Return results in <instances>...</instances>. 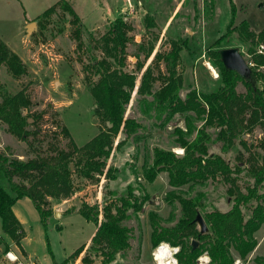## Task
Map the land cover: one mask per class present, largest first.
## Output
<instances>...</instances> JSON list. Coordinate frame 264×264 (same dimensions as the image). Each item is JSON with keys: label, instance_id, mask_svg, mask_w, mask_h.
Returning a JSON list of instances; mask_svg holds the SVG:
<instances>
[{"label": "rangeland", "instance_id": "rangeland-1", "mask_svg": "<svg viewBox=\"0 0 264 264\" xmlns=\"http://www.w3.org/2000/svg\"><path fill=\"white\" fill-rule=\"evenodd\" d=\"M57 1L59 0H0V38L19 55L27 69L20 78H14L1 65L0 84L7 92L26 88L32 105L24 113L42 112L38 121L39 133L33 145L8 133L5 125L0 124V150L11 157L26 158L33 155L34 147L42 152H48L46 147L53 143L67 148L69 137L62 134L63 125L67 127L77 146H82L98 133L101 125L99 126L94 115V101L84 80L83 66L88 61L87 48H92L93 39L102 35L109 22L119 15H123L133 26L129 32L133 39L126 47V70L136 68L137 43L142 42L145 46L152 43L153 46L149 57L139 51L138 62L143 66L140 70H135L136 86L124 114L125 117L134 119L139 127L135 132H119L115 137L106 163V168L110 167V176L102 174L98 180H89L72 172L73 192L67 198L51 200L53 210L59 211V214L54 212L47 219L46 228L41 224L32 201L28 197L18 200L14 208L25 220L24 238L20 239L21 248L16 246L2 231L0 218V264H5L4 254L8 250L17 248L20 251L17 255L25 263L30 260L36 264H52L53 261L60 262L67 258L77 247L83 243L88 244L96 230L95 223L86 220L77 210H67L78 208L82 202L97 204L102 208L105 200L110 201L124 193L128 185L136 195L144 194L146 200L139 211H131L130 217L124 221L131 229V245L124 252L118 253L114 262L157 264L154 259L157 246L152 247L150 242L151 212L158 215L162 224L172 225L180 216L179 203L169 200L174 195L199 196L201 206L198 207V213L211 209L225 211L231 207L233 196L227 191L229 184L218 177L172 187L168 183L167 172L162 170L153 181L145 180L143 169L151 164L153 149H170L180 155L183 148L177 144L178 132H184L183 137L191 139L201 122L193 120L191 124L195 129L186 132V113L168 117L166 114L159 115L152 106L148 107L145 100L151 97L141 96L136 92L141 73L147 66L155 74L164 71V63L154 60L155 53L167 51L171 40L183 39L187 41V45L179 52L177 71L182 76L179 94L184 97L192 88L209 92L218 86L219 77L207 49L223 34L225 38L221 39L217 47H237L252 68L254 64L247 51L248 44L239 40L236 32L231 29L242 20H246L254 31L263 28L264 0H232L236 10L230 26V0H70L83 23L84 44L80 48L72 37L73 27L68 22V14L57 9L43 27L35 18ZM146 14L153 18L154 26H146ZM32 20L36 21L35 27L26 35L25 24ZM262 45L257 46L256 52H264V44ZM94 53L100 55L98 50H94ZM206 62L214 67L217 76L212 74ZM256 70L264 73V65L256 67ZM160 82L156 80L154 87H158ZM236 89L242 92L244 85L239 82ZM29 118V123H33L32 116ZM205 131L211 137L209 151L220 154L232 167L238 165L235 180L237 187L245 193L246 186L253 185V178L248 175L247 167L249 161L259 160L262 150L258 144L264 139V132L254 128L235 138L231 146L222 149V143L215 138L216 129L206 127ZM71 170H74L73 165ZM3 184L9 190L5 181ZM258 191L262 192L263 188ZM254 204L255 201L251 200L249 204L242 205L245 217ZM254 234L257 240L255 248L244 259L238 258L232 251L235 258L233 264H255L253 258L264 255V222ZM5 242L8 243L6 252L3 251ZM82 254L83 252L80 255ZM201 256L207 257V264L209 258L206 253L198 257L197 264ZM80 257L71 260L70 264H82ZM91 264H100V257H94Z\"/></svg>", "mask_w": 264, "mask_h": 264}, {"label": "trees", "instance_id": "trees-1", "mask_svg": "<svg viewBox=\"0 0 264 264\" xmlns=\"http://www.w3.org/2000/svg\"><path fill=\"white\" fill-rule=\"evenodd\" d=\"M57 9L69 15L68 22L73 27L72 37L77 47H82L83 23L70 0L55 2L35 18L43 27ZM230 10L228 26L232 24L236 10L232 0ZM144 22L148 28L155 25L153 18L147 14ZM132 29V23L119 15L109 22L102 35L93 39L92 48H87L84 80L93 97L94 115L101 125L95 136L82 146H77L63 125L61 132L69 137L67 148L53 143L46 147L48 152H42L34 147L33 155L26 158L11 157L0 150L1 228L18 247L24 231L12 210L17 199L28 197L46 228L47 219L54 213L51 200L67 198L73 192L72 172L89 180H98L102 174L110 176V167L106 168V163L115 137L119 132L130 134L139 127L134 119L124 114L136 86V71L143 66L138 62L139 51L149 57L153 46L152 43L147 46L142 42L137 43L136 71L126 70V47L133 39L129 33ZM231 30L236 32L239 40L248 44L247 51L254 64L249 78L240 76L222 63L220 47L217 46L225 38L223 34L207 49L211 63L218 70L219 84L215 89L204 92L192 88L184 97L180 96L182 76L177 71V65L179 52L187 45L183 39L171 40L167 51L155 53L154 60L164 63V71L155 74L147 66L141 73L136 89L141 96L151 97L145 100V104L152 106L159 115L170 117L176 113H186V132L195 129L191 124L193 120L201 122L191 139L184 138V132H178L177 144L183 148L180 155L170 149H153L152 162L143 169L145 180L153 181L162 170L167 172L168 183L172 187L218 177L229 184L227 191L233 196L229 209H211L200 213L207 226L206 232H200L195 221L198 207L201 206L199 196L174 195L171 199L169 195V200H176L180 206V216L172 225L162 224L156 213H150L152 247L161 242L177 247L174 254L176 264H197L198 257L203 253L208 255L207 264H233L235 258L232 251L238 258L244 259L257 245L254 233L264 222V139L258 144L262 150L259 160L249 161L247 173L253 178V185L246 186L244 193L237 187L235 180L238 165L232 167L220 154L209 151L211 137L205 131L206 127L216 129L215 138L222 143V149L231 146L235 138L254 128L264 132V73L255 71L256 67L264 65V52H256L257 46L264 44V27L254 31L246 20H242ZM94 50H98L100 55ZM1 65L14 78H20L27 72L19 55L0 38ZM156 80L161 81L158 87H154ZM239 82L244 85L242 92L236 89ZM31 105L32 100L26 88L7 92L0 84V124L5 125L8 133L28 141L29 145H33L39 133L38 121L42 117V112L24 113ZM29 116H32L33 123H29ZM71 164L74 170H71ZM3 181L8 184L9 190ZM259 188H263V191L259 192ZM145 200L144 194L136 195L128 185L124 193L110 201L105 200L102 208L86 202H82L78 208H69L67 212L77 210L86 220L94 222L96 230L88 244L83 243L67 258L60 262L53 261L52 264H70L78 256H81L82 264H91L96 256L100 257V264H117L114 262L116 255L131 245V229L124 221L130 217L131 211H139ZM251 200L255 204L245 217L242 205L249 204ZM193 240L197 242L195 247L192 246ZM7 250L8 243L5 242L3 251ZM253 260L255 264H264V255H256Z\"/></svg>", "mask_w": 264, "mask_h": 264}, {"label": "water", "instance_id": "water-1", "mask_svg": "<svg viewBox=\"0 0 264 264\" xmlns=\"http://www.w3.org/2000/svg\"><path fill=\"white\" fill-rule=\"evenodd\" d=\"M36 24L35 20H32L28 23L25 24V31L26 35H28L29 32L34 29ZM219 55L222 63L226 68L234 70L237 74L244 78H249L251 74V68L249 64L246 62L242 52L234 46H229V47H221L219 48ZM56 82V81H55ZM31 119L28 118V121ZM72 167V165H70ZM56 215L59 214V211L55 210L54 211ZM195 221L198 224L200 232H206L207 231V226L200 215V213H197L195 216ZM197 245L196 241H192V246L195 247Z\"/></svg>", "mask_w": 264, "mask_h": 264}, {"label": "bare ground", "instance_id": "bare-ground-1", "mask_svg": "<svg viewBox=\"0 0 264 264\" xmlns=\"http://www.w3.org/2000/svg\"><path fill=\"white\" fill-rule=\"evenodd\" d=\"M207 67L211 69L212 74L214 73L215 76L216 70L214 67L209 63L206 62ZM154 259L157 261V264H174L175 263V256L173 254V248L167 243V242H162L161 245L158 247V249L155 250L154 252ZM207 261L206 256H201L199 258V264H205Z\"/></svg>", "mask_w": 264, "mask_h": 264}, {"label": "built area", "instance_id": "built-area-1", "mask_svg": "<svg viewBox=\"0 0 264 264\" xmlns=\"http://www.w3.org/2000/svg\"><path fill=\"white\" fill-rule=\"evenodd\" d=\"M130 11H132V8H129ZM261 47L263 46L262 44L260 45ZM260 52H262L261 50H259ZM162 243V242H161ZM161 244L157 245L156 249H158V247ZM173 254H175V252L177 251V247H173ZM4 258H5V264H36L34 261H30L28 263H25V261H23L21 259L20 256H18L14 251H10L8 250L5 254H4ZM176 264V258H175V263Z\"/></svg>", "mask_w": 264, "mask_h": 264}, {"label": "crops", "instance_id": "crops-1", "mask_svg": "<svg viewBox=\"0 0 264 264\" xmlns=\"http://www.w3.org/2000/svg\"><path fill=\"white\" fill-rule=\"evenodd\" d=\"M24 200V199H26L25 197H23V198H19V199H17L16 201H15V203L12 205V210H13V212H14V214H15V216L17 217V219L19 220V222L21 223V225H22V228H23V231H24V233H25V230H24V223H25V220H24V218L22 217V215L17 211V210H15V208H14V205L16 204V202L18 201V200ZM22 238H24V236L22 237ZM22 238H21V240H22ZM21 240H20V242H21ZM9 244H11V243H9ZM87 244V243H86ZM17 246V245H16ZM11 248V250L13 249L12 247H10ZM16 254H19L20 253V251H19V249L17 248V250L16 249H14L13 250ZM23 251V250H22ZM19 252V253H18ZM25 253V252H24ZM25 256H27L26 255V253H25Z\"/></svg>", "mask_w": 264, "mask_h": 264}]
</instances>
